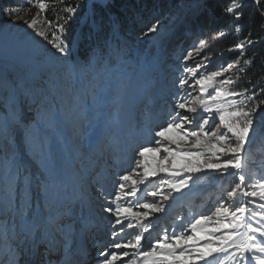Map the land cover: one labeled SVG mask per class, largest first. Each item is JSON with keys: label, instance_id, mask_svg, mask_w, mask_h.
<instances>
[{"label": "snow or ice", "instance_id": "1", "mask_svg": "<svg viewBox=\"0 0 264 264\" xmlns=\"http://www.w3.org/2000/svg\"><path fill=\"white\" fill-rule=\"evenodd\" d=\"M251 2L264 18V0ZM56 3L64 4V0H33L39 14L45 13L50 6L55 7ZM108 3L109 0H89L87 10L80 15L81 27L87 29L89 35L98 37L83 60L74 59L78 41L74 39L71 44L65 42L64 25L77 15L79 4H65L60 9L66 15L57 16L55 30L51 34L35 31L36 36L51 44L55 50L53 58L62 63L69 73H83L93 66L109 63L114 50L113 41L119 39L120 21L110 14L105 21L101 10L106 9ZM246 6L243 0H228L223 9L232 18L230 29L237 33L242 31L239 21ZM16 11L15 7L4 9L5 14ZM59 20L64 23H59ZM38 22L37 18L26 21L33 30ZM45 23L48 27L53 26V21L46 17ZM261 26L264 27V24ZM157 29L158 24L152 23L145 31L154 33ZM105 30L108 39L101 37ZM224 36L225 32L221 30L214 39ZM205 43L201 41L200 48ZM253 43L251 38L241 39L234 48L241 50L243 55V50ZM115 50L123 51L120 48ZM192 57V52L184 56L183 72L188 77H181L175 82L178 91L174 94L175 104L170 119L154 131L155 139L151 143L138 150L135 167L119 176L114 192H106L99 182L92 186V195L105 201L101 210L110 217L111 243L100 251L99 255L103 258L100 264H116L118 259L121 264H213V261L217 264H264V174L252 180L245 174L246 145L251 148L252 137L256 134L254 118L258 110L264 112V109L255 103L249 107L255 93L249 95L247 90L237 91L230 87L236 81L226 73L232 72L234 64L211 69L201 61L188 66L187 61ZM208 59L204 57V60ZM252 63V59L244 60L245 65ZM202 68L204 70L200 71ZM239 70L244 71L243 68ZM197 86L199 95L193 96ZM16 122L24 125L23 117ZM25 130L27 133V126ZM6 167L15 169L13 175L17 195L22 175L25 183L23 204L15 203L10 197L5 206L6 214L13 219V241L8 249L11 264H22L25 251L29 259L23 264H79L73 259L77 241L72 222L62 215L34 211L29 195L31 179L24 174L26 169L21 171L23 165L15 154ZM202 175L221 181L219 202L209 211L194 214L183 223H174L171 228L165 227L152 236L150 218L164 212L165 202L176 199L174 194L183 193L185 189L191 191ZM155 177L160 178L158 183H152L151 178ZM226 177H235L237 182L224 188ZM146 182L152 186L142 189L140 185ZM138 193L145 199H141ZM146 197H152V200ZM16 217L20 219L19 225ZM90 223V217H83L79 230L86 231ZM4 226L7 235V220ZM133 229L134 232L128 231ZM0 264L4 262L0 261Z\"/></svg>", "mask_w": 264, "mask_h": 264}, {"label": "rangeland", "instance_id": "2", "mask_svg": "<svg viewBox=\"0 0 264 264\" xmlns=\"http://www.w3.org/2000/svg\"><path fill=\"white\" fill-rule=\"evenodd\" d=\"M80 1L76 0L79 5ZM5 2L15 4H5ZM194 2L195 0L180 2L177 13L175 17L173 16L174 19L172 17L156 32L147 35V43L140 41L142 48L137 47L139 51L119 53L120 51L115 52L114 48L109 58V63L111 60L113 63L100 64L99 67L93 66L87 70L92 75L98 74L103 86L107 84L106 88L93 89L92 84L87 83L92 77L83 80L84 76L80 72L69 73L62 63L53 58L52 53L55 50L52 49L51 44L35 35V31H46L51 34L55 27H48L44 13L39 14V9L33 6V1L0 0V135H2L0 136V231L3 234L6 233L5 220L8 222L7 237L13 231V219L5 212L9 198L11 197L17 204H23L24 201L23 175L20 178V191L17 195L13 175L15 169L6 167L13 154L23 165L21 171L24 172L26 169L24 174L31 179L29 195L34 211L42 210L45 214L49 213L50 205L47 204L45 208L40 206L47 196L61 200L53 208L54 215L63 214L62 208L68 205L67 202H63L66 201L63 199H67L68 192L58 172L52 150H47L46 140L43 137L50 138L49 132H51L53 136L60 138L59 147L62 149L63 158L69 162V170L74 171V183L80 191H85V195L90 199L89 203H95L91 208L100 217V223L106 232L99 245L92 242L94 245H89L92 247L88 249L87 264H100L96 256L111 243L110 217L101 210V205L105 201L97 200L92 195V186L99 182L106 192H114L119 183V176L135 167L134 159L138 158V150L151 143L155 139L154 131L164 126L170 119L175 104L174 94L178 91V84L175 82L181 77H188V74L183 72L184 56L188 52L193 53L192 59L187 61L188 66L201 61L207 64L203 56L204 47L200 48L202 40L199 37L181 36L175 39L173 37L176 22ZM86 4L88 6L89 0ZM9 7H15L17 11L5 14L4 9ZM33 18L39 20L35 30L29 28L26 23ZM79 18L76 20L75 17L72 18L75 22L71 23V26L77 24L80 30ZM67 24L64 26L66 27ZM169 39L171 45L165 52L164 46ZM65 42L69 43L67 33H65ZM74 59L80 60L76 52ZM71 75L74 79H71ZM226 75L232 76L233 70ZM189 82L193 81L190 79ZM185 87L187 88V85ZM195 95H199L198 86L193 92V96ZM75 96L81 101L80 105L71 102ZM260 109H264V106ZM58 112L62 114L65 126L69 128V131L64 129V134L61 132L64 127L54 118ZM28 114L32 117H28ZM21 116L25 118L24 125L16 122ZM263 118L264 112L258 110L254 118L256 133L252 137L254 142L251 148L246 145L248 152L245 153V174L249 180L264 174ZM22 139L27 149L32 146L34 148L31 158L24 153ZM1 140L8 141L2 144ZM5 152H9L8 158L5 157ZM256 152L259 154L253 158ZM67 176L72 180L70 174L67 173ZM133 179L137 177L133 176ZM159 179L155 177L151 178V181L158 183ZM235 182H237L235 177H226L223 180V187L228 188ZM86 183L91 186L84 188ZM146 186L150 188L152 184L146 182L140 185L142 189ZM138 195L141 199H145L142 194L138 193ZM174 196L176 197L174 201L170 199L165 202L164 212L154 214L150 218L154 229L152 236L165 227L171 228L174 223H183L194 214L212 209L221 196V181L202 175V179L191 191L185 189L183 193ZM146 199L150 201L152 197ZM81 203L87 204L83 200ZM87 205L90 207L89 204ZM72 211L77 217L80 214L81 217L88 215L80 206L73 210L71 206L67 210L68 213ZM16 223L19 225V217H16ZM93 228L91 227L89 236L91 235L92 241H96ZM110 251H125V249H110ZM116 264H121V261L118 259ZM213 264L217 262L213 261Z\"/></svg>", "mask_w": 264, "mask_h": 264}, {"label": "trees", "instance_id": "3", "mask_svg": "<svg viewBox=\"0 0 264 264\" xmlns=\"http://www.w3.org/2000/svg\"><path fill=\"white\" fill-rule=\"evenodd\" d=\"M182 1L109 0L108 7L101 10V15H103L105 21H107L109 14L120 21L119 39L113 41V48H120L129 53H134V51L138 50L137 47L141 49L140 41L147 43V35L152 34L146 33V28L152 23H157L158 28L163 26L177 13V7ZM86 2L87 0L80 1V9L75 16V20L85 11ZM243 2L247 6L244 9V16L239 21L242 25L241 32L237 33L229 27L232 18L227 16L223 11L228 0H195L189 9L182 13L180 20L178 19L176 22L173 28V37L174 39L181 36L199 37L202 41H205L203 56L209 58L206 62L211 69H217L229 63L237 64V61H239V66L233 69L232 78L236 83L232 84L231 88L237 91L247 90L249 95L255 93L254 99L249 102V107L253 103L259 104L262 107L264 106V103H261L264 101V27L261 25L264 24V18H261L255 6L249 0H243ZM5 4L11 3L5 2ZM65 4L76 5L79 3L76 0H64V4L56 3L55 7L50 6L44 13L47 20L53 21L54 27L57 22V16L66 15V13L60 11ZM58 22L64 23L63 20H59ZM73 22L75 21L70 20L65 27L67 29L68 41L70 44L74 39L78 41L75 52L80 57V60H83L97 43L98 37L95 34L89 35L85 28L81 27L79 30L77 24L71 26ZM221 30L225 32V36L220 39H214L216 33ZM101 37L102 39H108L107 30L101 34ZM248 38H251L254 43L251 47H246L243 50V55H241V50L235 49L234 46L239 40ZM170 43L171 39L164 46L165 52L169 50ZM228 49H233V51L229 52ZM246 59H252L253 63L245 65L244 60ZM111 63H113L112 60L108 64ZM96 66L99 67V65ZM240 68H243L244 71H240ZM81 74L84 76L83 80H88V77H92L87 83L92 84L93 89L97 87L104 88L101 77H98V74L92 75L89 71ZM71 79H74L73 75H71ZM71 102L80 105L81 101L75 96ZM262 133L264 134V123ZM43 137L47 141V137ZM7 141L1 140V143L6 144ZM9 144L12 143L9 142ZM37 148L39 149V147ZM32 150H34L33 146L30 151ZM8 154L9 152H5L6 158L9 157L7 156ZM258 154L256 152L253 158Z\"/></svg>", "mask_w": 264, "mask_h": 264}, {"label": "bare ground", "instance_id": "4", "mask_svg": "<svg viewBox=\"0 0 264 264\" xmlns=\"http://www.w3.org/2000/svg\"><path fill=\"white\" fill-rule=\"evenodd\" d=\"M30 117H32V116L30 115ZM66 174L67 173H63V177H64L66 190L68 192V197H67V200L64 201V202H67L69 206H72V209L77 207L78 204H80V206H84L86 208V212L90 215L91 223L89 224L88 229L86 231H80L79 229L81 227V222H82L83 217L81 218L80 215L77 217L73 211L71 213L67 212L66 214H61V215L62 216L64 215V218L66 220H69L70 222H72L74 229H76V236L77 235L84 236L86 242L87 241L91 242V238H90L91 236L87 235L86 233L89 231V229H91V227H94V229L92 231L97 233L96 234L97 241L95 243L99 244V243H101V241L98 242V239L100 237H103V235L105 234L104 228L100 225V219L97 217V214L93 211V208H91V206H93V205L89 204L88 199H86V197L84 195V191H80L79 188H77V185L74 183V181L73 180H69L68 176L66 177ZM68 174H70V173H68ZM72 178H73V176H72ZM88 185L89 184L86 183L84 185L86 187H84V188H87ZM77 194H78V198H76ZM82 200L85 201L87 204H89L90 207L87 204L81 203ZM55 201H57V200H53L51 197L47 196L46 200L43 201L44 207H46L47 204H50V209L49 210L51 212V208L54 207ZM58 216H60V215H58ZM17 230H18V228H17ZM101 240H103V239H101ZM12 241H13V235H10V236L7 237L6 234H3L0 231V255L3 254V258H0V261H3L4 264H11V261L9 260V251H8V249H9V245L12 243ZM6 244H7V246L5 247ZM17 244H19V241H17ZM6 248H7V250H6ZM21 248H23L22 245H21ZM85 254H86V250H85ZM96 257L99 260L103 259L102 257H100V255H98ZM28 259H29V254H28L27 251H25L24 255H23V258H22V264H23L24 260H28ZM73 259H74V261H78L79 264H82V261L80 260L79 255L74 256Z\"/></svg>", "mask_w": 264, "mask_h": 264}]
</instances>
